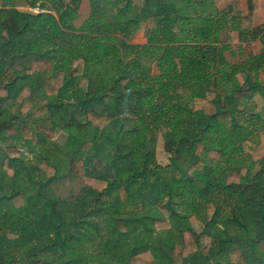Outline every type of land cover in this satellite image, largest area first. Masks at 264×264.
Listing matches in <instances>:
<instances>
[{"label": "trees", "instance_id": "16d2710c", "mask_svg": "<svg viewBox=\"0 0 264 264\" xmlns=\"http://www.w3.org/2000/svg\"><path fill=\"white\" fill-rule=\"evenodd\" d=\"M258 8L0 0V264H264Z\"/></svg>", "mask_w": 264, "mask_h": 264}, {"label": "rangeland", "instance_id": "374dc122", "mask_svg": "<svg viewBox=\"0 0 264 264\" xmlns=\"http://www.w3.org/2000/svg\"><path fill=\"white\" fill-rule=\"evenodd\" d=\"M28 8V5L26 4H20L18 5V9H26ZM29 9H33L36 10V8L33 7H29ZM243 9V7H242ZM244 12V11H243ZM245 13V12H244ZM255 20H259L258 17H255ZM264 20V19H263ZM253 25V24H252ZM131 42L135 43V44H144L146 43V38L143 35V29L139 28L136 33L133 35V37L131 38ZM258 42H256V46H258L257 44ZM257 51V49L255 50ZM227 58L230 59L231 61H236L237 57L236 56H230L229 53H226ZM240 60V59H239ZM238 60V61H239ZM254 100L256 103H258V105L260 106V108H262L264 110V98L261 95H255ZM17 107L16 105L11 104L10 105V110L14 111ZM263 117V115H262ZM255 123L260 124V121H256ZM68 138V134H66V132L63 129H59L57 131V133L54 136V140L56 141V143L58 145L63 144L66 139ZM68 148V147H67ZM26 150V149H24ZM51 150V149H50ZM52 150L55 154L59 153L60 150L58 148H55L52 146ZM59 151V152H58ZM62 154V153H61ZM58 154V155H61ZM77 155V152L75 153ZM32 157V153L31 152H27L26 151V158H30ZM155 159L156 162L161 166L158 169V172H160L162 175H166L170 172L171 167L169 166V155L167 154V152H165L164 148H163V140L159 137L157 140V144L155 147ZM188 163V162H187ZM82 184H87L90 185L96 189H102L105 186V182L91 178V177H84V178H68L60 183H56L54 184V189L57 191L58 194L60 195H67L70 191H75L78 189V187ZM20 203V201H19ZM189 221L190 224L194 227V229L198 232L201 231L202 229V223L201 221H199L198 218L194 217V215H192L191 217H189ZM203 244H205L206 246H210V239L207 237L203 238Z\"/></svg>", "mask_w": 264, "mask_h": 264}, {"label": "crops", "instance_id": "0c3cea01", "mask_svg": "<svg viewBox=\"0 0 264 264\" xmlns=\"http://www.w3.org/2000/svg\"><path fill=\"white\" fill-rule=\"evenodd\" d=\"M242 7L243 11L246 12V7H245V2L242 1ZM258 17L259 20H255V17ZM264 0H259V8L253 13V18H252V24L253 26H258V25H263L264 24ZM256 42H258V46H256ZM262 48V45L259 41V39L255 40L253 42V50L255 53H259ZM257 49V51H255Z\"/></svg>", "mask_w": 264, "mask_h": 264}]
</instances>
